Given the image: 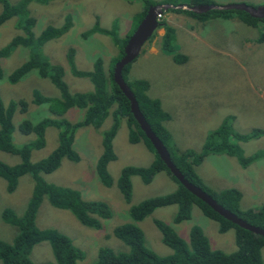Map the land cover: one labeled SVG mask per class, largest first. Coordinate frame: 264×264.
I'll use <instances>...</instances> for the list:
<instances>
[{
	"label": "rangeland",
	"instance_id": "rangeland-1",
	"mask_svg": "<svg viewBox=\"0 0 264 264\" xmlns=\"http://www.w3.org/2000/svg\"><path fill=\"white\" fill-rule=\"evenodd\" d=\"M18 1L7 0L9 4ZM150 1L178 6L189 5L186 3L193 0ZM211 1L219 6L225 5L222 4L224 1L227 4H245L254 8L264 6V0ZM142 7L143 4L137 0H50L46 4L31 2L27 10L35 20L32 28L34 37H38L47 27H59L66 15L70 17L71 26L67 32L47 41L40 52L50 64L62 67V79L68 92L78 93L90 91L91 85L87 79L70 74L65 61L66 51L73 50L74 66L78 71L91 70L96 59L102 61L105 72L112 70L118 61V50L111 37L95 33L82 38L81 34L89 31L97 20L101 29H115L117 40L124 41L126 36L129 38L134 32L135 21ZM14 22L15 19H10L0 25V47L20 34L19 30L14 29ZM234 24L231 23L230 28L227 23L210 18L204 23L194 24L190 31L187 25L175 29L171 41L168 40V46L178 54L181 63H177L163 49V43L160 48L165 51L160 50V37L156 30L152 34L154 37L151 35L152 39L150 37L141 48L143 52H139L129 64L127 80L146 81V97L157 100L158 108L167 116V120L162 121L161 125L168 133L167 147L170 150L198 153L208 136L224 121H228L230 130L237 135H247L256 129L264 133V99L259 100L261 90L264 89V57L260 55L263 52L253 53L247 49V44H252V37L259 35L258 26L259 29L264 28V20L257 24V28L245 24L239 28ZM193 34L196 35L195 40L191 39ZM168 46L165 44V48ZM151 47L152 51H157L156 54L147 53ZM26 56L27 50L17 47L0 61V100L3 104L17 100L28 103L25 113L16 111L12 116L13 132L10 141L14 147H20L34 139L32 134L22 135L19 132L18 127L22 121L35 124L43 118L53 117L47 110V104L37 106L29 102L32 93L37 91L44 97H59V92L50 81L40 78L34 70L20 78L16 84H7V76ZM82 115L81 110L72 108L61 118L73 124L79 122ZM110 123L111 118L108 116L99 129L89 126L77 128L73 135L72 149L78 160L63 158L55 171L41 175L47 183L77 191L83 201L104 203L110 212L108 219L100 221V230H96L79 224L69 211L51 207L46 196L43 197L36 211V227L40 230L53 229L68 237L72 245L83 253L78 264H92L99 248L126 252L127 247L112 236V230L129 222L128 207L147 198L171 193L176 188V183L162 172L153 176L147 185L139 177L132 176L130 202L126 204L123 201L116 188L120 170L125 166L147 167L155 158L141 141L136 144L127 142V129L123 120L112 140L115 160L106 167L111 186H103L95 174V164L102 151L100 134L107 130ZM56 134L55 128L45 129L44 146L30 153L29 162L45 158L56 147ZM233 143L239 145L243 158L262 154L261 159L242 168L234 158L211 154L201 160L194 172L213 194L236 190L240 196L237 202L240 211L259 212L264 206V134L245 143ZM0 162L14 166L19 163V158L0 152ZM31 193L32 181L29 175L18 178L10 193L6 191L5 181L0 179V241L10 243L16 233L15 227L1 220L2 212L8 209L16 216H21ZM175 209V206L160 208L137 223L146 248L154 254L166 256L170 254V250L161 243V236L154 227L153 220L169 225L186 244L189 229L197 226L212 250L223 253L235 250L232 229L219 234L217 224L203 217L196 207H192L189 221L173 224ZM260 257L264 264V248L260 250ZM29 260L33 264L52 262L48 243L40 242L35 245L31 249Z\"/></svg>",
	"mask_w": 264,
	"mask_h": 264
},
{
	"label": "trees",
	"instance_id": "trees-1",
	"mask_svg": "<svg viewBox=\"0 0 264 264\" xmlns=\"http://www.w3.org/2000/svg\"><path fill=\"white\" fill-rule=\"evenodd\" d=\"M49 1L19 0L14 4H9L7 0H0V25L10 19H15L14 29L20 31L19 35L12 37L7 44L0 47V61L8 57L12 50L17 47L27 50L26 59L7 76V84H16L20 78L31 70H34L40 78L48 79L59 92L58 98L44 97L37 91L32 93L29 102L37 106L47 104V110L53 117L43 118L35 124L27 120L22 121L18 127L19 132L22 135L32 134L34 139L20 147H14L10 141L13 132L12 116L16 111L20 114L25 113L28 103L25 100H17L3 104L0 100V152H5L19 158V163L14 166H7L0 162V179L5 181L6 191L9 193L14 190L17 180L21 176L29 175L32 181V193L21 216H16L8 209L4 210L1 214V220L5 224L15 227L16 233L10 243L0 241V264H33L29 260V254L31 249L40 242H47L52 254V262L45 264H78L82 259L83 253L72 245L68 237L53 229L40 230L36 227V211L43 197L46 196L51 207L69 211L79 224L96 230H100V221L108 219L110 212L104 203L83 201L77 191L47 183L41 175H48L55 171L63 158L77 161L78 157L72 149L75 130L87 126L99 129L108 116L111 118V123L107 130L100 134L102 151L95 164V174L99 182L105 187L111 186V178L107 173L106 167L108 163L115 160L112 140L120 121L123 120L127 129V142L129 144H136L141 141L145 144L147 150L155 156L154 160L147 167L125 166L120 170L116 180V188L123 201L126 204L130 202V178L132 176L139 177L141 182L147 185L153 176L162 172L176 183V188L171 193L147 198L136 205L129 206V222L116 226L112 230V236L127 247V251L113 252L107 248H99L92 264H263L260 257V250L264 248L263 237L242 229L219 216L207 204L190 194L169 173L133 119L129 111L127 98L113 82V69H108L105 72L102 61L96 59L91 70L78 71L74 66L73 50L68 49L65 54V61L70 74L76 78L87 79L91 85V90L88 92H68L67 86L62 79V67L50 64L41 55L40 49L47 41L67 32L71 26L70 17L66 15L59 27L45 28L38 37H34L32 34L35 20L29 15L27 6L31 2L46 4ZM137 1L143 4V7L140 10L138 18H136L135 26L141 21L147 8L164 4L159 2L154 3L150 0ZM198 4L209 5L215 3L211 0H193L189 2V5ZM166 12H180L200 21L208 17L224 20L234 18L251 28H257V24L264 20V17L255 19L243 12L234 10H212L199 15L173 9L161 12V17L156 20L158 22L157 29L163 30V35L159 40V48L163 43V49L167 50V53L177 63H181L180 57L168 46V40L171 41L174 30L165 23L162 17ZM258 30L259 35L253 40L256 44L264 41V28L259 29L258 26ZM114 32L115 29L114 31L101 29L98 26L97 20H95L93 27L89 31L82 33L81 37L86 38L95 33L110 36L113 44L117 47L118 57L116 59L119 60L122 57V49L127 42L128 36L125 38L126 41H118ZM152 37L154 36L152 35ZM165 44H167L168 48H165ZM161 51L164 52L163 50ZM141 52H143V49L140 50ZM128 67L129 64L122 68L121 77L129 88L137 104L139 113L150 127L152 133L166 149L173 166L189 184L199 188L219 206L246 224L264 231V206L259 212H254L253 210L240 211L237 208L240 196L236 190H224L213 194L194 172V168L199 165L201 160L211 154H223L234 158L242 168H245L251 162L261 159L262 154L247 159L243 158L239 145L233 142L245 143L248 140L257 139L264 134L263 131L256 129L247 135H237L230 130L228 121H224L218 129L208 136L198 153L189 150H170L167 147L168 133L161 125L162 121L167 120V116L158 108L159 102L157 100H149L146 97L145 91H147L148 86L146 81L137 79L127 80ZM1 77L2 73L0 69V79ZM72 108L83 112L82 119L73 124L61 118L62 115ZM49 127L57 130L56 147L45 158L34 163L29 162L30 153L44 146V131ZM170 206H175L176 208L172 218L173 224L189 221L191 209L192 207H196L203 217L217 224L219 234L232 229L235 250L231 253L212 250L201 229L197 226H192L189 229L188 243L186 244L169 225L159 220H153V225L161 236V243L170 250V254L166 256L154 254L146 248L143 234L137 223L141 222L146 216L151 215L154 211Z\"/></svg>",
	"mask_w": 264,
	"mask_h": 264
},
{
	"label": "water",
	"instance_id": "water-1",
	"mask_svg": "<svg viewBox=\"0 0 264 264\" xmlns=\"http://www.w3.org/2000/svg\"><path fill=\"white\" fill-rule=\"evenodd\" d=\"M183 10L188 11L193 14H205L209 11H227L234 10L240 11L251 18L261 19L264 17V6L263 7H251L245 4H225V5H215V4H198V5H158L147 8L143 18L136 26L132 35L128 38L122 49V57L114 64L112 70V80L117 85L118 89L122 92V94L127 98L129 103V111L132 114L133 119L138 124L139 129L143 132L144 136L152 146L153 150L157 154L158 158L164 163L169 173L178 181V183L183 186L190 194L195 196L197 199L207 204L214 212H216L219 216L229 221L230 223L245 229L255 235H259L264 238V231L253 226H250L238 219L235 215L225 210L221 206H219L216 202H214L207 194L201 191L199 188L189 184L183 176L179 173V171L173 166L170 161L169 155L162 145V143L158 140V138L152 133L150 127L144 121L143 117L138 111L137 104L129 90V88L124 83L121 77V70L124 66L130 64L135 60L138 56L141 47L143 44L150 38L155 30H157L158 22L157 16L161 15V12H165L167 10Z\"/></svg>",
	"mask_w": 264,
	"mask_h": 264
},
{
	"label": "crops",
	"instance_id": "crops-1",
	"mask_svg": "<svg viewBox=\"0 0 264 264\" xmlns=\"http://www.w3.org/2000/svg\"><path fill=\"white\" fill-rule=\"evenodd\" d=\"M186 4H189V1ZM222 4H227V2L224 1V3H222ZM162 17L165 20V23L168 24L173 30H175L177 28L178 29L179 28H183V27H185L187 25L188 28H189V31L193 28V25L194 24H197L199 22L200 23H202V22L204 23L205 20L210 19L208 17V18H206L203 21H199L196 18H193L191 16H188V15L183 14V13H180V12H166V13H164L162 15ZM212 19H214V18H212ZM217 20L227 23V25L230 28H231V23H235L234 25H237L236 27H239V28L243 25V23H241L240 21H238L237 19H234V18L228 19V20H224V19H221V18H217ZM233 29H235V28H233ZM189 31L187 32V35L190 34ZM231 32H232V30H231ZM157 35L159 37H161L163 35V30L162 29H157ZM253 38L255 39L256 37L254 36V37H252V39ZM191 39L195 40L196 39V35L193 34V36L191 37ZM253 40L251 42L252 44H250V43L247 44V49L249 51H252L253 53H255V52L256 53L257 52L258 53L263 52L262 54L260 53V55H262L264 57V41L262 43H260V44H256ZM147 53L149 55H154V54L157 53V51H152V47H151L148 50ZM263 99H264V89L261 90V93H260V96H259V100H263Z\"/></svg>",
	"mask_w": 264,
	"mask_h": 264
},
{
	"label": "clouds",
	"instance_id": "clouds-1",
	"mask_svg": "<svg viewBox=\"0 0 264 264\" xmlns=\"http://www.w3.org/2000/svg\"><path fill=\"white\" fill-rule=\"evenodd\" d=\"M160 17H161V15H160ZM155 31H156V30H155ZM155 31H154V32H155ZM154 32H153V33H154ZM144 44H145V43H144ZM144 44H143V45H144ZM142 47H143V46H142ZM142 47H141V48H142Z\"/></svg>",
	"mask_w": 264,
	"mask_h": 264
},
{
	"label": "built area",
	"instance_id": "built-area-1",
	"mask_svg": "<svg viewBox=\"0 0 264 264\" xmlns=\"http://www.w3.org/2000/svg\"><path fill=\"white\" fill-rule=\"evenodd\" d=\"M160 18V16H157V19H159Z\"/></svg>",
	"mask_w": 264,
	"mask_h": 264
}]
</instances>
